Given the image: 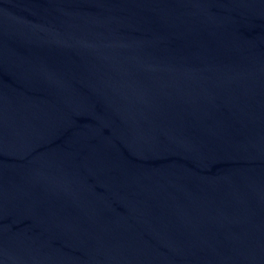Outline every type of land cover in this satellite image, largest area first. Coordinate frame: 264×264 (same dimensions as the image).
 Instances as JSON below:
<instances>
[{
	"label": "water",
	"instance_id": "1",
	"mask_svg": "<svg viewBox=\"0 0 264 264\" xmlns=\"http://www.w3.org/2000/svg\"><path fill=\"white\" fill-rule=\"evenodd\" d=\"M0 264H264V0H0Z\"/></svg>",
	"mask_w": 264,
	"mask_h": 264
}]
</instances>
